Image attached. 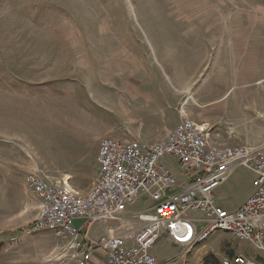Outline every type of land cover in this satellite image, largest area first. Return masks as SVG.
I'll list each match as a JSON object with an SVG mask.
<instances>
[{"label": "rangeland", "instance_id": "374dc122", "mask_svg": "<svg viewBox=\"0 0 264 264\" xmlns=\"http://www.w3.org/2000/svg\"><path fill=\"white\" fill-rule=\"evenodd\" d=\"M182 116L226 144L264 142V0H0V264H40L59 243L27 230L39 204L24 179L32 167L85 190L101 137L161 140ZM161 164L179 173L172 156ZM254 177L236 166L216 204L238 207ZM149 202L140 196L129 215ZM201 246L184 255L161 234L150 253L158 264L264 260L224 231Z\"/></svg>", "mask_w": 264, "mask_h": 264}, {"label": "built area", "instance_id": "2783aa9c", "mask_svg": "<svg viewBox=\"0 0 264 264\" xmlns=\"http://www.w3.org/2000/svg\"><path fill=\"white\" fill-rule=\"evenodd\" d=\"M220 135L206 123L182 116L161 140L103 136L96 174L85 190L68 178L32 167L24 179L39 204L27 230H48L60 243L40 264H91L97 248L104 251L103 264H158L150 248L161 234L187 255L217 231L232 234L264 255V142L231 145ZM166 155L175 160L178 174L161 164ZM238 165L254 173V190L238 207L226 209L216 204L214 190ZM140 196L150 202L129 215L128 206ZM74 219L82 220L79 226L71 224ZM96 222L116 225L90 240L88 231ZM220 264L264 260L237 252Z\"/></svg>", "mask_w": 264, "mask_h": 264}, {"label": "crops", "instance_id": "0c3cea01", "mask_svg": "<svg viewBox=\"0 0 264 264\" xmlns=\"http://www.w3.org/2000/svg\"><path fill=\"white\" fill-rule=\"evenodd\" d=\"M203 55V51H201V56ZM98 152V151H97ZM96 162H97V155H96ZM97 223V222H96ZM95 224V223H94ZM94 224H92L91 228L88 231V237L90 240H96L98 237L95 234V231L92 230V227L94 226ZM60 243H58L54 249L52 250V252L56 251L59 247ZM202 247V246H201ZM200 247V248H201ZM198 248V249H200ZM197 250L194 251V253H196ZM51 252V253H52ZM104 263V251L100 248H97L94 250L93 256H92V261L91 264H103ZM77 264V263H76Z\"/></svg>", "mask_w": 264, "mask_h": 264}, {"label": "trees", "instance_id": "16d2710c", "mask_svg": "<svg viewBox=\"0 0 264 264\" xmlns=\"http://www.w3.org/2000/svg\"><path fill=\"white\" fill-rule=\"evenodd\" d=\"M203 264H218V263H216L215 261L209 260V259L207 258V259H205V261H204Z\"/></svg>", "mask_w": 264, "mask_h": 264}, {"label": "bare ground", "instance_id": "6f19581e", "mask_svg": "<svg viewBox=\"0 0 264 264\" xmlns=\"http://www.w3.org/2000/svg\"><path fill=\"white\" fill-rule=\"evenodd\" d=\"M183 3H184V2H183ZM185 4H187V3H185ZM179 8H180V7H179ZM186 12H187L186 10L182 12V14H183L185 17L188 16ZM208 32H209V31H208ZM206 33H207V32H206ZM65 179H67V178H65Z\"/></svg>", "mask_w": 264, "mask_h": 264}]
</instances>
